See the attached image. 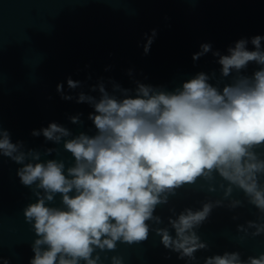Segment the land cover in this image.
<instances>
[{"label":"clouds","instance_id":"obj_1","mask_svg":"<svg viewBox=\"0 0 264 264\" xmlns=\"http://www.w3.org/2000/svg\"><path fill=\"white\" fill-rule=\"evenodd\" d=\"M155 35L153 30L144 46L145 54ZM262 40L259 35L252 37L254 50H249V41L242 38L224 55L212 51L211 44H202L193 60L212 52L218 57L220 79L215 72H199L172 91L139 81L134 90L113 82L109 91L101 81L90 89L98 96L79 92L76 102L93 108L88 119L95 134L73 136L55 122L31 133L57 145L62 143L74 161L67 167L63 160L41 159L57 152L56 148H46L43 153L24 150L23 142L13 143L10 133L0 125V156L21 165L17 176L36 197L23 210L37 237L30 264H100L99 252L114 251L117 242L147 240L148 222L163 223L154 215L156 208L168 204L177 189L200 180L208 192H216L219 177L223 198L203 202L196 210L185 208L178 215L170 209L173 216L168 217V227L154 229L162 245L178 253L179 259L195 261V253L208 248L196 229L214 208L243 206L241 200L231 199L234 189L242 191L248 203L264 214ZM252 62L258 69L251 76L244 75L243 70ZM229 77L230 82L221 87ZM67 85L72 90L82 87L71 78ZM57 92L64 100L73 99L64 94L62 84L57 85ZM70 120L81 122L79 115ZM57 194L62 206H50ZM249 229H254L252 236H259L264 234V223L248 221L247 227L237 226L245 235ZM111 260L112 264H122L120 257ZM3 264L8 261L3 260ZM204 264H264V253L244 260L237 251H226L206 257Z\"/></svg>","mask_w":264,"mask_h":264},{"label":"water","instance_id":"obj_2","mask_svg":"<svg viewBox=\"0 0 264 264\" xmlns=\"http://www.w3.org/2000/svg\"><path fill=\"white\" fill-rule=\"evenodd\" d=\"M153 30L156 35L145 54ZM257 35L264 37V0H0V125L13 143L23 142L24 150L43 153L46 148H56L57 152L41 159L63 160L70 166L73 157L62 143L31 133L55 122L73 136L95 134L88 119L93 108L76 102L79 92L98 96L90 89L101 81L109 91L113 82L134 90L137 81L172 91L199 72H215L220 79L218 57L212 52L193 60L200 46L211 44L212 51L224 55L243 38L249 41L248 49L254 50L250 41ZM261 48L264 50V40ZM258 67L249 63L243 74L251 76ZM69 78L81 82L82 87L69 89ZM230 80L224 79L221 87ZM58 84L72 100L61 98ZM76 115L81 122L73 124L70 118ZM20 167L0 156V264L3 260L30 264L34 257L32 244L37 237L23 210L36 197L31 188L21 184L17 176ZM221 182L217 177L216 192H208L202 180L177 189L168 204L156 208L154 215L163 223L148 222L147 240L117 242L114 251L97 250L100 264H112L113 256L120 257L122 264H204L206 257L226 251H237L244 260L264 253V234L252 236L254 229L247 235L237 231L238 225L247 227L248 221L264 223V214L238 189L231 199L241 200L242 207H216L196 229L208 248L197 251L195 261L179 259L178 253L162 245L154 229L168 227V217L173 216L170 209L178 215L185 208L196 210L203 202L222 199ZM50 206H62L59 194ZM169 231L175 235L171 228Z\"/></svg>","mask_w":264,"mask_h":264}]
</instances>
